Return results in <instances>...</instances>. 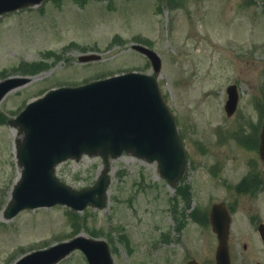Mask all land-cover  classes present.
<instances>
[{
  "label": "rangeland",
  "instance_id": "rangeland-1",
  "mask_svg": "<svg viewBox=\"0 0 264 264\" xmlns=\"http://www.w3.org/2000/svg\"><path fill=\"white\" fill-rule=\"evenodd\" d=\"M135 44L158 54L157 80L166 103L179 129L192 127L186 134L192 157L188 195L179 199L176 215L170 211L175 188L159 175L156 163L122 154L109 161L104 208L86 206L71 214L54 205L6 219L3 210L20 172L18 131L7 119L52 87L131 70L153 73ZM84 55L98 58L81 62ZM11 76L29 81L0 102V264L75 232L105 239L113 264H185L192 257L214 264L217 241L206 212L219 201L233 209L231 263H264L257 232L264 222V176L236 185L247 169L238 152L246 149L230 136L216 148L212 132L216 124H223L225 135L237 126L248 132L258 119L254 98L264 89V0H44L0 16V79ZM229 84L239 92L236 115L243 114L237 121L224 110ZM199 138L210 142L204 152L193 143ZM253 156V167L263 173L264 162ZM101 169V157L85 155L58 164L56 174L81 188L92 185ZM57 264L87 262L76 250Z\"/></svg>",
  "mask_w": 264,
  "mask_h": 264
},
{
  "label": "water",
  "instance_id": "water-1",
  "mask_svg": "<svg viewBox=\"0 0 264 264\" xmlns=\"http://www.w3.org/2000/svg\"><path fill=\"white\" fill-rule=\"evenodd\" d=\"M39 1L0 0V13ZM134 48L150 58L156 72L159 70L160 60L155 52L139 45ZM95 58L82 56L80 60ZM27 81L23 77L0 81V100ZM227 92L226 107L230 113L237 101L235 86H229ZM8 122L17 127L20 135L16 138V157L22 170L5 210L6 217L22 208L54 203L75 209L87 204L103 207L109 183L108 157H117L124 151L157 161L159 174L172 184L184 172L185 153L174 118L151 75L132 72L77 87H58L29 102ZM82 153L101 155L104 168L93 186L75 190L55 177L54 166L67 158L78 159ZM260 155L264 159V127ZM209 220L218 239L215 264H230V218L224 203L210 207ZM259 230L264 241V226ZM75 248L84 252L89 264H112L106 243L85 236L34 251L15 264H53Z\"/></svg>",
  "mask_w": 264,
  "mask_h": 264
},
{
  "label": "flooded vegetation",
  "instance_id": "flooded-vegetation-1",
  "mask_svg": "<svg viewBox=\"0 0 264 264\" xmlns=\"http://www.w3.org/2000/svg\"><path fill=\"white\" fill-rule=\"evenodd\" d=\"M250 129L247 132V128L244 127H233L230 128V132L228 133V135H225V128L222 131H215L214 129H212L214 138H215V143L214 146L217 148L216 144H221L223 145V140L226 138V136H230V138L237 140V137L234 136V131H237V128L240 129V134H241V145L242 147H244L246 150L242 151V152H238V155H240L242 162L241 164L243 165V161L245 166L247 167V169H245L244 174H249L248 178H246V184L250 181L251 179L256 177H260V176H264V172H260L257 173L256 169L253 167L254 164V158L255 156H253V154L258 155V144H259V137H260V130L261 127H258L257 124H250V126H248ZM191 126H188V128H186V130H183V138L185 139V141L187 142L186 139V134L187 133H191ZM195 147L197 149H199L201 152H204L205 148H207L208 146H210V142L209 140H207L206 138H199V139H194L193 141ZM246 154H249V156H247ZM190 158H191V162H192V157H189V163H190ZM243 176L241 178V180L243 179ZM240 180V181H241ZM251 187H253V185H251ZM179 200V197L176 196Z\"/></svg>",
  "mask_w": 264,
  "mask_h": 264
},
{
  "label": "trees",
  "instance_id": "trees-1",
  "mask_svg": "<svg viewBox=\"0 0 264 264\" xmlns=\"http://www.w3.org/2000/svg\"><path fill=\"white\" fill-rule=\"evenodd\" d=\"M0 118H2V117H0Z\"/></svg>",
  "mask_w": 264,
  "mask_h": 264
}]
</instances>
